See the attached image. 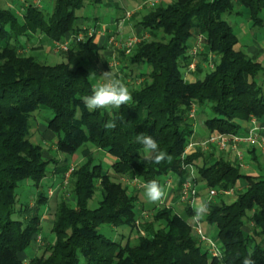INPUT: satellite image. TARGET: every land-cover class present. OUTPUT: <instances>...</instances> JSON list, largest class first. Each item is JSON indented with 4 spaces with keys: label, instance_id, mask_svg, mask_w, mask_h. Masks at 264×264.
<instances>
[{
    "label": "trees",
    "instance_id": "trees-1",
    "mask_svg": "<svg viewBox=\"0 0 264 264\" xmlns=\"http://www.w3.org/2000/svg\"><path fill=\"white\" fill-rule=\"evenodd\" d=\"M27 1L19 17L0 8V264H242L249 251L256 264H264V177L245 176L222 159L196 165L202 155L183 158L193 136L192 110L195 114L196 109L208 108L204 126L214 135H238L236 122L264 119V90L256 83L262 69L236 49L237 37L223 19L240 15V9L259 26L264 0H168L150 8L135 25L148 38L139 36L141 41L129 55L118 54L121 66L136 70L133 75L141 78L129 88L131 104L92 112L83 97L92 94L94 85L87 67L100 62L101 48L94 36H86L56 65L23 55L19 41L32 34L50 43L77 35L83 18L76 13L102 0H55L46 14ZM199 35L203 44L196 72L202 65L208 72L189 83L185 74L191 63L190 42ZM40 110L52 113L46 126L57 139L56 152L72 157L82 150L86 162L70 178L73 202L60 197L55 205L52 243L24 260L49 200L42 190L47 169L53 166L51 173L60 187L69 169L67 160L45 159L43 146L30 141V120ZM109 120L115 121L114 129L104 127ZM141 133L152 136L159 150L171 155V162L143 159L144 147L137 142ZM88 146L107 155L111 166L105 168ZM187 165L194 171L190 181L206 195L245 181L232 203L221 193L205 199L209 212L201 221L216 228L221 259L202 251L192 226L173 207L157 210L150 221L141 219L136 195L118 181L137 179L145 185L156 180L163 187V179L173 175L180 184L189 178L183 169ZM25 185L37 194L33 208L20 203ZM97 191L101 200L91 210L88 203ZM184 206L187 218H192L194 211L188 203ZM103 225L134 230L136 242L105 237L99 233Z\"/></svg>",
    "mask_w": 264,
    "mask_h": 264
},
{
    "label": "rangeland",
    "instance_id": "rangeland-1",
    "mask_svg": "<svg viewBox=\"0 0 264 264\" xmlns=\"http://www.w3.org/2000/svg\"><path fill=\"white\" fill-rule=\"evenodd\" d=\"M54 1L55 0H32L31 3L36 8L43 10L44 14H46V13L52 12V7L54 4ZM113 1H116V2L120 1L121 4L124 3V2H122V0H113ZM139 1L140 0L130 2V4L128 5L129 9L127 8L122 13L119 12L117 15V16H120L121 20L127 18L128 24H130L129 27L130 26L132 27V25H133L131 23L132 17H133V19L140 20L141 17L143 16V13H142V14H140V16H141L140 17L139 14L137 13V10H135V9H137V3ZM102 2L104 3V2H106V0H102ZM27 4H28L27 0H0V8L1 9L13 10V12H15L18 17L22 14V11H23L22 7L26 6ZM142 5L145 6L144 3ZM238 11L239 12L241 11L240 15L233 14L231 16H224L223 17V19L225 21H227L230 24V26L233 28V31L235 32V34H237L239 31L238 29H239L240 23H242L246 20V17L244 16L245 15L244 10L236 9V12H238ZM127 14H129V15H127ZM76 15L83 18V19H81L82 21H79V26L83 30L81 32H79L77 35H82V36L86 37L88 35V33L91 32V30H94L97 32L96 37H101L103 35L105 37L108 36V37H106L107 40H108V38H114L115 39L114 41H125L126 40L125 38L122 37L120 30H118V32L120 34H117L116 38L114 37L113 34H110L111 31H109V29L114 28L115 25L110 24V21L112 19V14H111V12L108 11V9H105L103 4H94L91 6L90 5L85 6L83 9L78 11L76 13ZM85 19H87V21ZM95 20H98L99 23L94 22ZM84 21H86V22H84ZM116 26L118 27V24ZM129 27H127V29ZM124 29L126 30V27ZM125 30H123V35H124ZM121 32H122V30H121ZM137 37H139V36H137ZM54 43L55 42L50 43V41H47L46 38L41 36V35H38V34L33 35L32 34V35H29L28 37L22 38L19 41V44L23 46V49H20V53H22L23 55H26V56H33L37 60H39V62L47 64V65H56V64L63 63L65 61L63 54L67 53V52H56L55 48H54ZM12 44L14 45L13 42H12ZM107 44L110 45L108 47H110V49L113 50V52H112L113 54L117 55L118 53L124 52L123 49H116L113 44H109L108 42H107ZM124 54H125V52H124ZM118 59H119V56H117V59L114 62L113 61L110 62V64H109V62H106L102 59L97 64L89 65L87 68H88L90 73L92 71H95V73L97 75L96 77H98V73L102 74L105 71H111V73L113 74V77L120 79L124 84H126L128 86V88L135 87L137 84L140 83L141 78L133 75L136 72V70H134V73H133V71L129 72V70L126 67H124V66L122 67ZM214 60H218V59L216 58ZM149 70L150 69L142 68V72H149ZM207 72H208L207 69L202 68V70L200 71L201 74H199V75L197 74L195 79L201 80ZM127 73L130 74V76L127 75ZM186 75H188V74H186ZM91 81L93 82V84L96 83V79L92 75H91ZM201 110L206 111L207 116H209V110L207 107H204ZM194 115H195L194 111L192 110L191 117L194 118ZM51 117H52L51 112H49L47 110H40L39 112H36L35 114H33V116L31 117V120H30L31 126H32V129L30 131V134H31L30 135V141L33 144L42 145L44 149L49 148V146L43 145V141L40 138V133L37 130V124H40L42 126H46L47 121ZM202 147L207 149V147H205V146H202ZM51 148H49V150H48V154L50 156L52 155V152H50ZM87 149L93 154V156L96 159H99L101 161V163L103 164V166L105 168H108L109 164L107 162V157L105 156L104 153L97 151L90 146H88ZM49 155H46V156L49 157ZM54 155L56 156V153H54L53 156ZM58 157L59 158L63 157L59 161L67 160L68 165H69V169L72 168L73 171L69 175V179L67 181L68 183L66 185H62L60 187L59 186L60 181L57 178H55L53 176V174L51 173L53 166L50 165L48 167V169H47L48 175H47L46 180L43 183L42 190L44 192H46V191L48 192V189L51 186V184L47 180L48 178L53 180V181L51 180L50 182H52L54 184V187L52 188L54 190H53V192H51L52 195L47 194L48 199H49L47 202V206L45 208L41 209L43 214H42V219L40 220V224H39L40 232H39L38 236L36 237V240L31 243V249H28L25 252V255L27 258L32 257L33 254L37 253L40 249H42V248H44L47 245L52 243L53 236L50 234V230H51V226H52L53 213H54L55 208H56L55 205L58 202L60 197H63L68 202H73L72 195H71L72 185L69 183L70 178H71L72 173L74 171H76L80 166H82L86 162V159L84 158V153L82 152V150L78 151L72 157H67V156H64L61 154H59ZM108 172L110 174H112V171L108 170ZM118 181L120 182V184L123 187H127L129 193H133V195H136L137 202L139 204L138 210L140 211V213H141V210H142V213H144L140 216L141 219L143 218V219H146L147 221H150L152 219L153 214L157 210H159V209L161 210V209L166 208L165 207L166 205H164V204L149 202L145 196L144 184L139 182L137 179H136V181H138L140 183V185H137V186L131 185V183H128V185H127L126 181H128V180L126 178H120V180H118ZM165 181H167V182L165 183ZM176 181H173V182H176ZM173 182L171 179L166 180V178H164L162 183L165 186L172 187V185L174 184ZM36 197H37V194L34 193L33 188L30 186L26 187V185H25L20 191V198L19 199H20L21 204H28L29 207L33 208L35 205ZM234 197H236V195ZM100 200H101V195H100V192L97 191V192H95L92 200L89 201L88 208L91 210L97 208L98 202H100ZM225 200L227 203H231L234 200V198H226ZM175 211H176V213L180 212L179 209H178V211L175 209ZM17 218H18V216L13 217V219H17ZM247 228H250V227L247 226ZM201 229H202L204 236H206L207 238H209L211 240L216 239L217 230L215 227H210L206 223L202 222L201 223ZM192 232L194 233L193 229H192ZM99 233L104 235L105 237H107L113 241H117V242L120 240V236L128 238L131 244H134L136 242L137 237H138V234L134 230L129 231L126 229H113L110 226H106V225H103L99 228ZM123 243H124V241H123ZM203 250L204 249L202 248V251ZM24 264H27V262H24Z\"/></svg>",
    "mask_w": 264,
    "mask_h": 264
},
{
    "label": "crops",
    "instance_id": "crops-1",
    "mask_svg": "<svg viewBox=\"0 0 264 264\" xmlns=\"http://www.w3.org/2000/svg\"><path fill=\"white\" fill-rule=\"evenodd\" d=\"M136 0H122L124 2L123 4L120 3V1H113V0H106V2H101L99 4H103L105 9H108L109 12L112 14V19L110 21V24L115 25L114 28H110L109 31L110 34H113L114 37L116 38L117 34H122V37L125 39H128L133 36H140L144 38H148V34L145 32L141 31V28L135 27L136 22L138 20L133 19L131 23L133 24L132 27L128 24V19L125 18L123 20L120 19V16H117L119 12H124L127 8L129 9L128 5L130 2H133ZM145 2V0H140L137 3V13L142 14L143 16L146 14V12L150 9L146 5L143 6L142 4ZM166 1H163L164 3ZM142 5V6H141ZM137 14V15H138ZM244 15V14H243ZM142 16V17H143ZM242 16V15H241ZM246 20L239 25V31L236 35L238 43L236 45V49L245 53L251 60L257 64L260 65L262 71L258 74L256 78V83L262 90H264V11L261 12L260 14V20L261 24L259 26L253 25V23L250 21L248 13L245 12ZM141 17V16H140ZM141 17V18H142ZM98 20H95L94 22L99 23ZM109 24V25H110ZM118 24V27L116 26ZM126 27V30L124 29ZM127 27H129L127 29ZM120 30V33L118 32ZM122 30V32H121ZM123 30L124 35H123ZM235 33V32H234ZM98 36V35H97ZM108 37V36H106ZM105 36L101 37H95V42L97 45L101 48L100 50V61L103 59L106 62H114L117 59L118 54H113V50L110 49V45L107 44V39ZM194 40H191L190 43H192ZM116 48V47H115ZM119 60V59H118ZM210 60H213V56L210 55ZM203 69H207L205 65H202ZM139 72V71H138ZM137 72V74H138ZM196 72V70H195ZM186 73L188 75L185 76V80L189 83H193L196 79V75L201 74L200 72L196 73ZM101 74L98 73V77H95L96 83L101 82V77H99ZM95 83V84H96ZM106 111H110V109H105ZM207 114L206 111L204 110H197L194 115V124H193V136L190 140V143L188 144L186 148V155L191 156V155H202V158H200L198 161L195 162L196 165H201L203 161H207L209 163L214 162L217 159H222L236 167L239 168L240 173H242L245 176H252V177H264V119L257 121L254 118H250L248 121H238L236 122L239 125V132L238 135L243 137V138H248L249 135H253L252 139H254L253 143H250L248 141H242L237 143L236 145H233L232 143L227 146V148L223 151H217L213 146L207 147V149L203 148L201 146V143L205 141L208 137L213 136V133H208L207 130L205 129L204 126V120L206 119ZM256 128L258 131L255 133L252 132V129ZM37 130L40 133V138L43 141V145L49 146L51 148L52 155L50 156L48 154L49 148L44 149L43 151V157L47 160H50L52 158H56L58 161L61 160L59 158V154L56 152L55 149V144L57 142L56 137L51 133L49 130H47V126H42L40 124H37ZM56 153V156L53 154ZM46 155H49L47 157ZM107 162H108V168L112 164V160L107 156ZM109 170V169H108ZM50 184H53L50 182L52 179H47ZM53 181V180H52ZM175 181V179L173 180ZM172 181V182H173ZM170 186H165L163 185L165 192H166V197L161 204L166 205L165 207H173V210L175 209L178 211L180 210L179 213L180 217L182 218L183 221L187 222L188 224L191 225V220L192 218H187L186 214L184 213V204H180L178 201V185L179 183H175ZM26 187H29L26 185ZM245 187V181L240 180L237 181L235 185V194L237 192L243 191ZM198 195L195 198H199L200 200L205 201L208 195L205 194V192L201 191V186L197 188ZM224 197L226 198H234L236 197ZM233 200V201H234ZM232 201V202H233ZM194 202V201H193ZM231 202V203H232ZM139 205V204H138ZM182 208V209H181ZM192 211H194L193 205L190 207ZM176 212V211H175ZM140 213V211H139ZM144 214L140 213V216ZM202 221L200 219V225ZM193 229V228H192ZM31 249V248H30ZM24 260L27 258L25 254H23Z\"/></svg>",
    "mask_w": 264,
    "mask_h": 264
},
{
    "label": "built area",
    "instance_id": "built-area-1",
    "mask_svg": "<svg viewBox=\"0 0 264 264\" xmlns=\"http://www.w3.org/2000/svg\"><path fill=\"white\" fill-rule=\"evenodd\" d=\"M163 1H168V0H145L144 5H146L149 8H154L158 5H160ZM129 15V14H127ZM97 32L94 30H91V32L88 33L87 37H96ZM85 36L82 35H72L67 38H65L63 41L60 42H55L54 43V48L56 52H68L71 48L74 46L78 45L79 43H82L85 41ZM114 38H108L107 42L109 44H113L116 49H123L125 52V55H129L132 48L138 44L141 39L137 36L130 37L126 39L125 41H114ZM202 44H203V37L201 35L197 36L192 43H190L189 47V56L191 58V63L188 65V69L186 73H194L196 70V62H197V55L201 52L202 49ZM211 68V64H210ZM253 135H249L248 138H243L239 135H213L208 137L202 144L201 146L205 147H211L213 146L217 151H223L227 148L229 144L236 145L239 142L242 141H248L250 143L254 142V139H252ZM186 156V150L183 154V158ZM184 170H187L189 173V178L181 182L178 186V196H179V203L184 204L188 203L190 207L193 205V201L197 197V189L196 187L192 184L190 181L191 179H194V171L193 167L190 165L184 166ZM72 168L68 169L66 174L64 175V179L62 181V185H66L69 179V175L72 172ZM171 179L172 181L176 178L173 175H168L166 177V180ZM131 183V185H140L136 179L128 182ZM167 181H165L166 183ZM176 183V182H175ZM54 189L49 188L47 194L52 195L51 192H53ZM223 194L225 197H232L235 194V188H230L226 191H221L217 192L215 190H210L208 192L207 198L209 200L213 199L217 194ZM191 226L193 228L194 233L196 234L199 243L203 247V249L210 255V257L215 258V259H221L222 257V250L221 246L218 243V241L211 240L204 236L201 225H200V220H191Z\"/></svg>",
    "mask_w": 264,
    "mask_h": 264
},
{
    "label": "clouds",
    "instance_id": "clouds-1",
    "mask_svg": "<svg viewBox=\"0 0 264 264\" xmlns=\"http://www.w3.org/2000/svg\"><path fill=\"white\" fill-rule=\"evenodd\" d=\"M89 75L93 77L97 76L95 71H92ZM99 77H101V82L93 85L92 94L83 97V103L89 112L98 109L121 108L122 105L131 104L133 97L130 89L120 79L114 78L111 71H105ZM104 127L106 129H114L116 123L113 120H109L105 123ZM256 131H258V129H252L253 133ZM137 142L144 147L145 155L143 159L151 157L156 164H161L165 161L171 162V155L160 151L157 141L152 136L141 133L137 135ZM144 190L146 198L151 203H161L166 197L164 187L156 180L146 183L144 185ZM193 207V220H200L209 212L208 202L200 200L199 198L194 200ZM253 255L254 253L249 251L248 256L242 260V264H256L255 260L252 259Z\"/></svg>",
    "mask_w": 264,
    "mask_h": 264
}]
</instances>
